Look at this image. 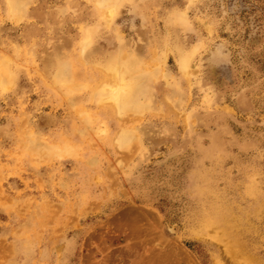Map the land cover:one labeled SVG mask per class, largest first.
<instances>
[{"label": "rangeland", "instance_id": "obj_1", "mask_svg": "<svg viewBox=\"0 0 264 264\" xmlns=\"http://www.w3.org/2000/svg\"><path fill=\"white\" fill-rule=\"evenodd\" d=\"M102 2L0 0V264H264V0Z\"/></svg>", "mask_w": 264, "mask_h": 264}, {"label": "bare ground", "instance_id": "obj_2", "mask_svg": "<svg viewBox=\"0 0 264 264\" xmlns=\"http://www.w3.org/2000/svg\"><path fill=\"white\" fill-rule=\"evenodd\" d=\"M100 4L102 5V7H104L105 9L108 10L109 6L111 7L113 5V0H104V2H102ZM11 9L13 11V7ZM111 70L113 72H109V73H111V75L109 76L108 80L118 81L119 71H117L116 69L113 70L112 67H111ZM125 92H127L126 88L122 89L121 87H119V88H116L115 90L109 91L106 94L113 101V104L120 107L123 104V101H121V100H123L124 95H125V97H127V94ZM129 138H130V136H128V135L123 136V139H125V140L122 139V145H129V142L126 143L127 139H129ZM174 232L175 231L173 228H169L170 234H174Z\"/></svg>", "mask_w": 264, "mask_h": 264}]
</instances>
